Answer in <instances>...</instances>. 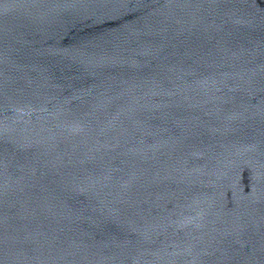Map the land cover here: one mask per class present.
Masks as SVG:
<instances>
[{
	"label": "water",
	"instance_id": "water-1",
	"mask_svg": "<svg viewBox=\"0 0 264 264\" xmlns=\"http://www.w3.org/2000/svg\"><path fill=\"white\" fill-rule=\"evenodd\" d=\"M0 264H264V0H0Z\"/></svg>",
	"mask_w": 264,
	"mask_h": 264
}]
</instances>
